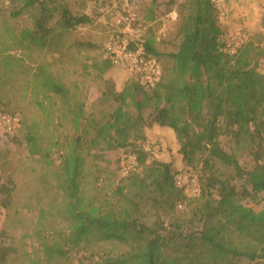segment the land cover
Masks as SVG:
<instances>
[{"label":"trees","instance_id":"16d2710c","mask_svg":"<svg viewBox=\"0 0 264 264\" xmlns=\"http://www.w3.org/2000/svg\"><path fill=\"white\" fill-rule=\"evenodd\" d=\"M18 2L10 16L28 13L32 19L21 34L26 50L47 46L53 31L49 22L55 16V24L66 31L90 22L88 14H73L62 0ZM157 2L150 0L147 20L155 18ZM175 12L176 49L159 51L152 34L143 42L134 41L157 60L159 81L147 90L132 76L120 91L106 81L99 102L116 106L92 132L94 113L85 109L75 85L71 89L54 77L46 64L31 74L33 94L54 95L49 97V113L59 125L68 120L72 135L67 142L52 143L65 152L58 153L59 165L48 170L64 197L56 212L67 222V230L43 223L47 210L40 209L38 249L33 256L23 251L22 264H73L76 252L88 255L91 264H253L264 256V71L258 66L264 48L247 39L234 54L226 52L229 36L218 20L215 0H182ZM15 59L2 57L7 64ZM110 66L105 59L95 67L103 72ZM14 109L4 107L2 112ZM143 123L169 128L178 143L176 153L161 154L155 142L150 159L140 154L136 141ZM220 137L232 144L228 150ZM23 140L31 155H39L47 167L53 164L52 146L42 145L38 127L26 130ZM121 148L136 155L138 170L108 189L96 184L90 155L98 158ZM240 153L250 156L251 169H243ZM176 156L199 169L197 195L188 196L175 185V175L184 171L177 169ZM90 177L93 186L86 195L82 185ZM242 178L251 190L236 187L234 180ZM2 189L6 207L10 194L6 186ZM248 197L255 202L243 204ZM178 203L188 207L183 214ZM17 254L18 248L0 239V264H14Z\"/></svg>","mask_w":264,"mask_h":264},{"label":"rangeland","instance_id":"374dc122","mask_svg":"<svg viewBox=\"0 0 264 264\" xmlns=\"http://www.w3.org/2000/svg\"><path fill=\"white\" fill-rule=\"evenodd\" d=\"M180 1L182 0H158L155 7V18L147 20L145 15L150 0H62L73 14H88L90 22L66 31L55 24V16L49 22L53 31L47 38L50 41L47 46L43 49L26 50L24 47L28 44L23 43L21 34L24 27L32 25L30 15L22 13L12 18L10 11L18 7V0H0V112L4 107L15 108L13 111L20 116V125L12 135L0 131V239L4 244L18 248L19 254L14 264L23 263V251L32 252V256L34 251L37 252L38 241L35 230L38 228L40 209L48 211H46L43 223H48L47 225L54 229L67 230V222L56 212L58 208L56 204H63L64 197L56 189V182L48 170L59 165L58 153L65 152L64 148L57 149L52 146V143L56 139L63 142L69 141L72 130L68 120L59 125L56 123V115L49 113L48 104L55 99L54 95H49L53 98L51 99L43 97L41 93L33 94L31 74L39 64H46L54 77L71 89L75 85L77 88L74 90L85 104V109L92 110L94 113L90 129L92 132L108 120L116 106L107 101L99 102L103 98L102 93L106 89V81L113 84L115 91H119L117 90L119 89L118 82L125 84L129 80V73L122 67L111 65L103 72H99L95 67H100L107 59L103 50L105 43L119 32L136 42H143L149 34H152L159 51H173L176 49L177 42L175 38L177 13L175 10L176 4ZM233 1L226 4L228 0H215L219 11L224 12L223 20L219 21L221 26H224L226 22L224 6H243L241 3L249 6L254 2V0H241L240 3L237 2L239 0ZM128 13H134L135 18L127 25H117V22ZM239 15L247 16L245 10L237 11V16ZM236 19L225 26L226 37L242 31L247 34L249 40L264 48L263 25L258 26L253 17L246 18L245 27H240ZM4 54L12 55L18 61L15 59L16 61L7 64L2 60ZM7 100L9 103H6ZM40 101L45 104L42 108L38 104ZM36 127H38L42 145L52 146L50 157L53 164L50 167L46 166L39 155H31L23 140L25 131ZM155 142L159 143L161 154L163 152L167 156L170 152L176 153L178 143L171 130L147 132V129L146 138L137 144L140 151L136 152L141 154L143 151L142 154L150 159L152 153L149 149ZM220 142L226 150L232 146L226 137H220ZM89 153L93 154V149L90 148ZM129 153L125 149H119L102 152L98 158L90 155L97 178L96 184H104L108 189L113 182L121 178L120 159ZM157 158L160 159L161 155ZM176 158L177 169H190L193 175L199 176V169L190 168L180 162L178 156ZM238 161L245 170L251 169L254 165L250 156L245 153L238 155ZM89 179L87 184L82 185L86 195L91 193L93 186L91 177ZM234 184L238 189L244 187L248 190L252 189L246 178L234 180ZM3 186L8 188L11 199L6 207L1 203L2 200H7L6 194L2 191ZM254 200L253 197H248L241 202L251 205L255 202ZM184 210L181 209L180 214L186 211ZM71 257L73 264H91L87 261L88 255L76 252ZM253 264H264V256L255 260Z\"/></svg>","mask_w":264,"mask_h":264},{"label":"built area","instance_id":"2783aa9c","mask_svg":"<svg viewBox=\"0 0 264 264\" xmlns=\"http://www.w3.org/2000/svg\"><path fill=\"white\" fill-rule=\"evenodd\" d=\"M218 10V20L222 21L224 12ZM135 18L134 13H128L123 16L117 25L129 24ZM121 33V32H120ZM248 36L245 32L238 31L231 34L224 47L229 54H234ZM104 54L110 61L111 65L122 67L130 75L134 76L140 86L144 89H151L160 78V67L157 60L145 53L143 48L134 44V40L128 39L122 33L113 36L104 45ZM259 69L264 71V55L259 58ZM20 125V116L18 113L0 112V131L12 135ZM138 170L137 159L135 154H125L120 159V173L122 176L129 175ZM174 182L177 187L184 190L188 196H195L199 193L200 187L198 179L190 171L184 170L178 172L174 177ZM184 203H178L177 208L183 209Z\"/></svg>","mask_w":264,"mask_h":264},{"label":"crops","instance_id":"0c3cea01","mask_svg":"<svg viewBox=\"0 0 264 264\" xmlns=\"http://www.w3.org/2000/svg\"><path fill=\"white\" fill-rule=\"evenodd\" d=\"M231 2H234V1L228 0V3H226V4H230ZM237 2L240 3L241 0H239ZM241 4L243 6H233V5L232 6H224L225 11H226V22H225L224 26H221L223 31H226L225 26L229 25V22L233 21V19H235V18H237L236 20L240 24V27H245L244 24L247 22L246 18L250 19L253 17L256 20V24L258 26L263 25V27H264V0H254L253 4L252 5L250 4L249 6H244L245 3H241ZM231 10H235V11H231ZM240 10L241 11L245 10V14H247L248 17L242 16V15L237 16V11H240ZM251 13H253V14H251ZM128 76H129V78L132 77V75H130V73ZM118 83H119V89H117V90L120 91L123 89L125 84H123L122 82H118ZM141 128H142V131H141L142 135L140 138H143V137L146 138V129H147V132H152V131L167 132V131H170L169 128L160 126L158 124H153L150 127H146V125H144V123H143ZM140 138H139V141H140ZM139 141H136V144H138ZM121 149H123V148H121Z\"/></svg>","mask_w":264,"mask_h":264}]
</instances>
